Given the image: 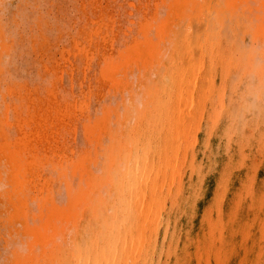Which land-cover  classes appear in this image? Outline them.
Returning a JSON list of instances; mask_svg holds the SVG:
<instances>
[{
  "label": "bare ground",
  "instance_id": "bare-ground-1",
  "mask_svg": "<svg viewBox=\"0 0 264 264\" xmlns=\"http://www.w3.org/2000/svg\"><path fill=\"white\" fill-rule=\"evenodd\" d=\"M228 1L194 0L177 25L161 0H0V157L14 170L0 214L30 233L0 232V264H97L121 219L119 264L222 255L251 207L241 234L264 233V174L245 164L257 146L235 131L238 93L225 98L227 62L251 63L253 19ZM137 152L139 171L118 176ZM259 244L243 248L252 264Z\"/></svg>",
  "mask_w": 264,
  "mask_h": 264
},
{
  "label": "rangeland",
  "instance_id": "rangeland-1",
  "mask_svg": "<svg viewBox=\"0 0 264 264\" xmlns=\"http://www.w3.org/2000/svg\"><path fill=\"white\" fill-rule=\"evenodd\" d=\"M77 1V0H74ZM229 3H227L228 8L231 7L233 8L235 13H238L240 17H245L247 13L251 12V20L253 19L252 26L248 27V35H250V28H251V35H255L254 37V45L255 44H261L264 45V0H229ZM188 3H194V0H173L171 2L161 0L159 7L163 10L167 9L168 6L171 8V15L172 18L170 20H173L177 25L184 23L186 20L185 17V12H186V6ZM132 8L131 6H129ZM234 15V13H233ZM235 25L237 29L240 26L247 27L248 23L245 24L244 21H239L236 20ZM236 29V30H237ZM252 35V37H253ZM0 41H1V35H0ZM219 41H217L218 43ZM1 49V45H0ZM244 54V52H243ZM247 51L245 52V57H246ZM135 60L132 61V66L135 68L136 72V65L134 63ZM240 63L237 65L233 60H229L225 66V71L227 75V81H228V87H227V93H226V100L229 99V97L233 94L230 90L229 83L231 79V75L236 72V71H241ZM122 89V87L120 86ZM229 112V111H228ZM257 127L255 128L254 126ZM256 125L253 123H249L248 127L244 129L241 133L238 132L240 135V138L243 140V144L247 145V143H254L257 146V150L254 151L251 154L250 160H246L245 164L247 165H254L256 164L255 168L257 170H261L264 174V113L261 114L258 118H256ZM237 127V125L235 124ZM248 151L246 149L243 150V156L244 158L249 155ZM14 173L13 168L9 165L8 161L5 158L0 157V193L6 195L7 191L12 190L13 182L9 181V176H11ZM244 186H248V177H245L242 179ZM255 193L258 195V197L261 198V200H264V175L260 177L257 180V184L254 185ZM18 194H13V200L15 202H19V196ZM248 195V194H247ZM5 198V197H4ZM226 206H225V212L223 214L224 219H228L231 214V208L228 205L229 197H226ZM7 199V198H6ZM5 199V200H6ZM5 202L6 207L10 208L11 211H14V206L12 204H7ZM254 208L251 207L249 208L248 211L244 213H238V221L237 224L233 229L230 230L229 233V238L227 241L221 242V247L220 245L217 246L218 248L220 247V251L222 255H208L213 252V248H204L202 252L199 255H194V257L191 259L190 264H199L200 262L207 261L205 264H252L254 259L258 257V255H245L243 251H245L243 248H247L251 245H254L255 242H263L264 244V233L262 232H257L254 234H247L245 236V232L242 235L241 232L244 230L245 231V226L248 225L249 222L252 221L254 216ZM60 213L67 217L68 211L64 210L60 211ZM10 214V213H9ZM236 214V213H235ZM1 217L4 218L5 224L0 225V232L4 233V236H6L9 239H13L15 241H19L20 237L25 233V238L30 236V233L25 230V227L23 224L18 223L15 219H12V224L10 223V218L7 213H1ZM242 220H245V223L242 222ZM17 227V229L14 228ZM263 228V227H260ZM10 229V230H9ZM206 239H202L201 235L199 234L197 237V244L202 245L205 247L207 245ZM3 242V241H2ZM244 243V244H242ZM2 245L4 246V243L0 244V250L3 253V255H7L8 251H5L7 249H3ZM263 248L262 245H258L256 249V253H258L259 250ZM232 251H236L235 255H225L226 253H230ZM262 252L261 255L264 254V250H261ZM238 254V255H237ZM241 254V255H240Z\"/></svg>",
  "mask_w": 264,
  "mask_h": 264
},
{
  "label": "clouds",
  "instance_id": "clouds-1",
  "mask_svg": "<svg viewBox=\"0 0 264 264\" xmlns=\"http://www.w3.org/2000/svg\"><path fill=\"white\" fill-rule=\"evenodd\" d=\"M251 59L250 65L231 75L229 87L232 93H238V106L234 113L236 132L248 127L250 120L264 113V45L255 44L247 50L246 60ZM232 136H229L231 141ZM140 154L137 152L131 162L125 159L121 163L117 175H134L139 171ZM120 205L126 202L121 200ZM125 221L121 219L115 228V235L101 249L97 264H119L120 248L118 234Z\"/></svg>",
  "mask_w": 264,
  "mask_h": 264
}]
</instances>
